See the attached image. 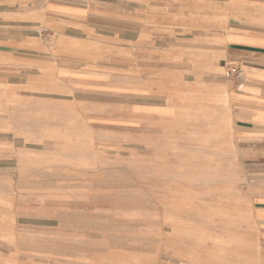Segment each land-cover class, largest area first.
Instances as JSON below:
<instances>
[{
    "label": "rangeland",
    "instance_id": "1",
    "mask_svg": "<svg viewBox=\"0 0 264 264\" xmlns=\"http://www.w3.org/2000/svg\"><path fill=\"white\" fill-rule=\"evenodd\" d=\"M165 19L178 22L171 14ZM189 24L181 17L182 44L166 55L164 72L140 63L139 72L118 78L119 85L137 94L132 97L131 117L126 96L119 99L128 103L121 109H112L114 98L120 96L87 92L83 103L70 107L21 99L6 89V136L14 134H7V128L14 129L19 134L16 147L22 151L19 157L5 159L16 171L22 202L32 198L40 214L52 212L58 225L53 231L54 255L63 252L61 245L78 244L75 235L62 234L63 228L74 234L79 230L76 215L84 208L79 205L87 202L84 195L94 201L87 182L95 186L100 209L96 225L101 230V258L96 264H116L114 248L126 250L124 264H259L252 247L250 174L237 170L241 158L232 140L235 132L222 86L240 72L225 75L219 39L184 42L199 33ZM57 79L52 78L51 86L68 95ZM47 136L53 138L47 155L25 150V144ZM31 165L52 166L50 189V179L40 177L43 172H29ZM93 167L100 172L79 171ZM70 206L75 211L64 210ZM63 213L72 216L61 228ZM124 216L130 221H123L118 230L112 219ZM90 223L80 227L88 230ZM52 260L64 262L61 255Z\"/></svg>",
    "mask_w": 264,
    "mask_h": 264
},
{
    "label": "crops",
    "instance_id": "2",
    "mask_svg": "<svg viewBox=\"0 0 264 264\" xmlns=\"http://www.w3.org/2000/svg\"><path fill=\"white\" fill-rule=\"evenodd\" d=\"M168 14L178 22L166 23ZM181 17L191 22L188 28L199 32L184 42L190 45L196 40L212 43L219 39L222 68H239V75L222 86L235 132L232 140L241 158L237 170L250 174L253 253L259 264H264V0H0V264H53L58 255L62 264H96L101 258L95 186L85 182L86 190H93L94 201L90 194L84 195L87 202L79 205L84 208L76 215L79 230L74 234L63 228L66 234L62 236L75 235L78 244L75 248L61 245L63 252L56 255L53 231L58 225L54 226L52 212L40 214L32 198L24 197L22 202L16 171L5 159L19 157L22 151L16 147L19 134L14 129L7 128V134H14L6 136V89L21 99L70 107L83 103L86 92L118 95L112 109L126 107L129 102L131 117L132 97L137 94L131 87L119 85L118 78L126 72H139L140 63H151L157 66L153 72H164L166 55L182 44ZM54 76L68 95L51 86ZM123 96L127 102L119 100ZM47 137L34 140L38 144H25V150L47 155L53 141ZM79 171L96 173L100 168ZM29 172H43L39 176L50 179V189L52 166L31 165ZM116 172L124 174L125 170ZM72 207L64 210L75 211ZM71 216L59 215V227L68 224ZM124 217L112 219L118 230L123 221H130ZM85 221L92 222L88 230L80 227ZM114 249V263L124 264L122 252L126 250Z\"/></svg>",
    "mask_w": 264,
    "mask_h": 264
},
{
    "label": "built area",
    "instance_id": "3",
    "mask_svg": "<svg viewBox=\"0 0 264 264\" xmlns=\"http://www.w3.org/2000/svg\"><path fill=\"white\" fill-rule=\"evenodd\" d=\"M225 72H227V73H225V75L227 77H233L234 75H236L239 72V68L236 66H232L229 69H227Z\"/></svg>",
    "mask_w": 264,
    "mask_h": 264
}]
</instances>
